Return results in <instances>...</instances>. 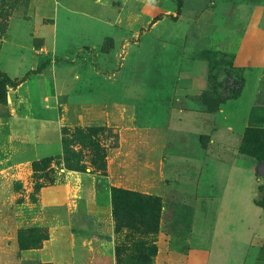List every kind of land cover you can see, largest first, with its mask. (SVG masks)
Here are the masks:
<instances>
[{
  "label": "rangeland",
  "instance_id": "374dc122",
  "mask_svg": "<svg viewBox=\"0 0 264 264\" xmlns=\"http://www.w3.org/2000/svg\"><path fill=\"white\" fill-rule=\"evenodd\" d=\"M243 1L264 3L131 0L126 3L123 21H60L56 51L40 58L38 72H46L60 103L82 111L80 124L61 128L67 148L78 153L81 165L96 173L100 157L75 141L76 132L103 127L96 144L108 149L107 165L110 159L116 167L125 163L140 169L141 177H113L112 182L133 181L128 183L132 188L126 190L157 197L162 205L156 228L149 213H138L133 217L134 229L128 227L131 222L122 210L117 217L113 207L118 264H163L164 258L156 263L160 249L161 258L173 252L179 261L188 248L194 252L190 264H207L208 257L210 264H232L230 261L244 259L242 255L247 253L246 264H257L255 250H249L254 238L249 228L255 229L256 237H262L264 217L258 221L257 215L245 211V207L240 208L242 212L230 211L235 200L238 207L239 199L256 191L257 181L263 182L259 190L264 187V175L255 171V160L239 154L252 117L264 119V70L256 87L252 81L245 85L250 73L233 63L236 38L244 29V21L231 6ZM30 2L0 0L5 13L0 18V45L7 36L4 27L10 16L20 11L28 13ZM228 76L232 77L230 82ZM234 80H242L239 95L230 89ZM0 81V255L11 250L17 258L22 232L32 237L26 241L28 246H42V236L48 229L39 225L66 213L65 205L56 206L61 212L54 214L51 207H42L36 184L52 186L61 177L60 169H68L65 156L53 157L36 160V177L33 167L31 174H26L23 163L27 148L11 133L5 102L8 92L15 88L10 85L16 86L18 81L1 70ZM205 95L216 102V111L209 110ZM252 103L248 126L235 145L237 151L234 146L227 152L214 147L213 135L218 132L224 136L229 126L240 123V112ZM190 113L195 120L187 119ZM189 128L193 129L190 134L186 132ZM15 129L16 124L12 127ZM116 142L119 149L113 148ZM188 156L202 160L199 176L195 168H187L183 162ZM233 165L238 168L235 175ZM147 169L151 177H147ZM186 171H190L191 179L199 177L200 187L187 178ZM261 171L264 174V165ZM110 183L108 177H100L99 189L108 188ZM220 185L224 199L220 198ZM87 221L93 220L81 214L73 216L76 225ZM36 228L39 233L33 235ZM74 229L81 230L78 225ZM257 244L255 240V248ZM261 249L260 261L264 244Z\"/></svg>",
  "mask_w": 264,
  "mask_h": 264
},
{
  "label": "crops",
  "instance_id": "0c3cea01",
  "mask_svg": "<svg viewBox=\"0 0 264 264\" xmlns=\"http://www.w3.org/2000/svg\"><path fill=\"white\" fill-rule=\"evenodd\" d=\"M128 1L131 2V0H31L28 13L20 11L10 16L7 36L0 45V70L10 79L18 81V85L12 88V92H8L6 108L9 109L12 127L17 125L15 130L11 127V133L17 136L21 142L20 145L27 148L23 165L28 176L32 172L34 161L48 157L62 158L64 150L61 128L81 123V109L75 105L63 106L59 101L58 93L50 88V80L46 72H38L40 58L56 51L60 21L73 19H95L112 23L123 21ZM232 6L231 8L238 13L239 20L244 21V29L235 42L234 67L249 72L245 85L247 81H252L256 87L264 70V3L243 1L233 3ZM241 15L244 19H241ZM36 43H39L38 46ZM244 94L245 91L242 92L238 101ZM252 106L253 103L240 112L239 117L242 120L238 124L229 126L224 136H220L218 132L213 135L214 147L227 152L234 146V150L237 151L235 145L240 143V135L248 126ZM189 118L195 120L192 113L187 116V119ZM192 126L197 128L196 124ZM191 129H187L186 132L190 134ZM125 140L126 137L122 138V149ZM119 148L120 146L116 149ZM226 152H222L221 155H225ZM124 157L122 156V160L126 162ZM183 162L187 168H195L197 176L200 175L201 159L188 156L186 162ZM107 168L108 174L104 177H108L111 183L104 190L99 189L100 177H102L100 175L90 171L60 169L59 180L52 186L42 188L39 197L42 207L52 208L50 213L61 212L56 206L62 205L66 206V213L60 214L56 220L39 225L47 227L49 235L41 247L19 250L17 258H14L11 250H7L8 252L0 255V264H14V261L18 264H118L111 189L112 187L131 189L128 183L133 181L126 183L122 180L113 183L112 178L141 176L140 169H134L125 163H119L116 167L110 159ZM232 169L235 175L238 168ZM147 170V177H151L150 169ZM186 173L189 176L190 171ZM187 178L193 180L196 187L197 184L200 187L199 177ZM262 184L263 182L257 181L256 191L250 193L251 195L245 199H239L238 207L235 206V200L230 211L242 212L240 208L245 207V211L254 213L260 221L264 217V208L257 205L256 200L259 199V186ZM219 187L221 188L220 198L224 199L221 185ZM156 188L154 186V189ZM152 192L155 193V191ZM74 214H81L93 221L77 223L78 229L81 230H75L77 225L73 222ZM249 229H252L254 235L249 250L251 248L255 250L253 258H256L257 264H264V259L259 260L261 247L264 244V234L262 237H256L255 229L251 227ZM2 240L4 244L7 243L6 233ZM255 240L258 242L257 248L253 245ZM189 242L190 239H187L186 244L189 245ZM161 251L160 249L156 263H161L164 258L163 264H190V257L194 253L188 248L187 254L177 261L174 259L173 252L169 251V254L165 253L161 258ZM247 255L248 253L242 255L244 259L235 258L230 263L246 264ZM210 258L208 257L207 264H210Z\"/></svg>",
  "mask_w": 264,
  "mask_h": 264
},
{
  "label": "trees",
  "instance_id": "16d2710c",
  "mask_svg": "<svg viewBox=\"0 0 264 264\" xmlns=\"http://www.w3.org/2000/svg\"><path fill=\"white\" fill-rule=\"evenodd\" d=\"M4 11H3V5L0 4V18L4 17ZM1 22V21H0ZM0 23V28H1ZM8 24L5 25L4 30H7ZM3 29L0 30V34H2ZM229 77V76H228ZM232 79V77H229V81ZM18 84H16L17 86ZM242 85L241 81H235L234 85L230 88L232 92L235 95H239L240 88ZM1 86V81H0ZM11 87H16L14 85H10ZM1 88H0V100L2 99L1 94ZM5 93H7V89H5ZM204 101L206 104H208L210 111H216L218 108V105L215 104L216 102L213 100L212 97H209L207 95L204 96ZM5 102L7 103V96L5 98ZM252 124L249 126V128L246 130L243 142L240 146L239 152L240 154L250 157L255 160L256 166V172L258 175H264L261 171V167L264 165V119L255 118L252 117ZM103 130V127H88L86 130L77 131L75 135V141L78 144H82L83 146H88L92 151L95 152L96 156L100 157V161L97 164V172L94 173L96 175L100 176H107V158H108V149L102 148L98 144H96V140L100 134V132ZM116 136V140H117ZM63 143V156H65V163L66 167L70 171H79V172H86V166L81 165V160L74 150L68 149L67 144H65V141L62 138ZM118 147V142H116L113 146V148ZM46 160H51L53 157L44 158ZM32 167L34 170V177H36L38 171H39V162L34 161L32 163ZM99 172V173H98ZM46 187L43 184L37 183L35 186V193H39L42 188ZM260 198L256 200V204L259 206H262L264 208V187L260 188ZM112 205L114 207V211L116 216H119V210H122L124 215V218L128 219L131 223L128 224V227L131 229H134V222L133 217L135 214H144L149 213L151 216V224L155 225L158 221L159 213L162 209V205L157 197L154 196H142L138 192H132L123 188L118 187H112ZM119 227V226H118ZM117 233V228H115ZM119 231V228H118ZM33 235L39 233L38 229L32 230ZM26 232H22L19 235V245L20 250H27L32 248H39L41 246H28L26 244V241L28 239H32V237H27ZM49 238V235L45 233L42 236V239L46 241ZM264 259V254H263Z\"/></svg>",
  "mask_w": 264,
  "mask_h": 264
}]
</instances>
